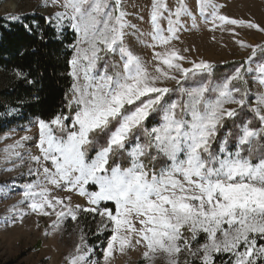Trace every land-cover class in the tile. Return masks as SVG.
Here are the masks:
<instances>
[{"label":"snow or ice","instance_id":"6c2138e0","mask_svg":"<svg viewBox=\"0 0 264 264\" xmlns=\"http://www.w3.org/2000/svg\"><path fill=\"white\" fill-rule=\"evenodd\" d=\"M63 7L71 13H56L57 22L69 18L71 27L81 34V43L87 44L78 47L70 61V75L77 82L69 107L74 103L76 110L70 116L38 120L40 155L31 159L39 167L30 169L36 181L24 186L20 203L28 202L31 212L39 215L54 214V228L65 218L77 221L81 214L100 217L97 233L110 231L102 261L89 259L93 249L81 230V243L76 255L68 258L69 264H110L115 251L123 254L136 245L144 246L146 261L160 253L166 264H217V258L225 254L229 259L224 264H264V154L253 159V145L257 139L264 140V127L253 128L251 121L238 125L235 151L228 149L227 136L218 151L212 150L225 121H234L240 114L225 104H236L240 110L246 106L247 91L233 84L243 81L241 69L218 85H181L182 80L211 75L214 68L203 60L184 67L181 62L187 58L166 48L177 38L182 16L195 20L185 0H178L174 10L165 0H152V31L147 35L153 43L147 46L166 50L154 51L157 63L151 72L125 43L126 29L136 26L127 20L122 0H65ZM198 8L206 19L211 15L214 26L219 21L264 32L255 23L219 14L213 0H198ZM161 19H167V29ZM240 43L252 49L248 62L258 50L264 53V45ZM101 52L118 53L122 70L113 64L112 71L106 66L98 72ZM257 70L264 85V64ZM167 80L176 81L178 89L160 86ZM177 90L187 99L169 102L166 97ZM213 92L214 99L210 98ZM258 103L264 106V96ZM252 111L264 125V107ZM153 114L161 122L146 128L144 122ZM141 130L146 137L143 143ZM245 146L248 155H243ZM124 156L127 166L116 163ZM161 158L166 163L156 168L154 162ZM49 161L51 168L42 163ZM48 185L76 192L87 205H73L70 196L53 195ZM9 190L7 185L0 188L5 196ZM201 234L202 244L198 242ZM182 253L192 261H181Z\"/></svg>","mask_w":264,"mask_h":264},{"label":"rangeland","instance_id":"374dc122","mask_svg":"<svg viewBox=\"0 0 264 264\" xmlns=\"http://www.w3.org/2000/svg\"><path fill=\"white\" fill-rule=\"evenodd\" d=\"M9 2L17 4L16 8L12 9ZM64 2L65 0H55V2L53 0H0V19H5L8 22H21L28 15H43L54 25L59 35L66 33L67 29L76 34V42L73 46L74 55H76V49L78 47L86 48L87 44L81 43V34L71 27L72 21L69 18L65 17L59 23L57 22L56 13L66 11L71 13V9L63 7ZM165 3L173 10L178 6V0H165ZM185 3L195 20L190 16H182L181 27L176 34L177 38L173 39L166 48L176 49L180 55L187 58L181 62L184 67H192L191 62L201 60L214 66L234 62H237V65L231 67L228 73L216 74L217 77L215 74L212 75V71L211 75L204 73L187 81L182 80L181 85L185 88H194L201 83L209 82L212 85H218L232 76L237 68H240L248 90V106L252 109L264 107L258 103L259 99L264 96V85L259 83L260 73L257 70L259 65L264 64V53L258 50L256 57L248 62L252 49L242 47L240 43L253 46L264 45V32L246 26L221 25L219 21L214 26L211 15H207V19L201 16L198 0H185ZM213 3L219 6L221 15L250 21L264 28V0H213ZM122 4L123 9L128 13L127 20L136 26L135 29H126L128 35L125 37V43L134 54L145 61L151 72L157 63L153 59L154 51L163 52L166 50L164 47L154 49L147 46L153 43L151 37L147 35L152 31L150 19L152 0H122ZM164 15L166 17L167 13ZM12 16H17L19 19H12ZM160 24L164 29H167V19H161ZM141 33L144 35L141 36ZM100 55L102 59L97 63L96 70L98 72L102 73L106 66L109 71H112L113 64L122 70V61L118 53L101 52ZM249 68L252 71H248ZM82 82L81 73L79 83ZM160 86L172 89L179 87L173 80L164 81ZM169 96V102L187 99L178 90L171 92ZM215 96L216 93H210V98L214 99ZM225 108L238 109L239 106L225 104ZM157 116L161 122V117ZM38 120L32 119L29 123L16 126L0 135V188L7 185L10 189L7 196L0 192V264H69L68 258L76 255V246L81 243V230L85 234L88 247L93 249V252L89 254V259L102 261L103 249L101 250V248H103V244L99 243L97 247H94L90 244L89 239L90 234L98 235L97 224L100 217L97 216L93 219L91 214H81L77 221H72L70 217L65 218L58 228H54L53 221L56 219L54 214L39 215L31 212L27 207L28 202L20 203L23 200L24 186L36 181V175L30 174V169L39 167L31 159L32 156L40 155ZM24 137H28V139L25 140ZM42 163L44 166L52 167L50 161ZM41 179L43 178L41 177ZM48 187L53 190V195L62 198L70 196L73 205H87L86 199L74 191L55 189L52 185H48ZM13 205L18 206L17 210L10 212L9 209ZM21 214H23L22 219H20ZM5 217H9V219L6 220ZM204 240V234H201L198 242L202 244ZM134 242L135 238H133ZM144 251L143 245L130 247L123 254L115 251L110 259V264H166L165 256L160 253L154 260L146 261L143 257ZM222 257L227 258L228 255L225 254ZM180 259L181 261L188 259L191 262L193 258L182 253ZM196 264H199V261H196Z\"/></svg>","mask_w":264,"mask_h":264},{"label":"trees","instance_id":"16d2710c","mask_svg":"<svg viewBox=\"0 0 264 264\" xmlns=\"http://www.w3.org/2000/svg\"><path fill=\"white\" fill-rule=\"evenodd\" d=\"M75 42L74 32L67 29L66 33L59 35L54 25L40 14L28 15L21 22L0 19V135L16 126L29 123L32 119L50 121L58 114L65 116L74 114L76 106L72 104L69 107V101L72 99L74 83L70 75V61L74 55ZM236 65L237 62L214 66L212 75L215 74L217 77L219 74L228 73L230 68ZM18 72L21 75L18 76ZM233 84L246 90L248 96L246 82L238 80ZM169 97L168 95L166 99H170ZM237 110L240 114L235 120H226L219 130L212 144L213 151L219 150L226 136L228 149L235 151L238 125L251 121L250 126L253 128L264 127L248 103L242 110L239 108ZM158 118L157 114L151 115L144 122V126L151 129L160 123ZM66 123L70 124V120ZM139 138L142 143L146 139L142 130ZM253 148L255 160L264 154V140L257 139ZM247 149L248 146H245L243 155H248ZM127 162L126 156L116 159V163L122 166H127ZM165 163L166 161L161 158L154 162V166L159 168ZM90 235L91 245L97 247L102 243L104 248L110 231L96 236ZM228 259L229 257H218L217 264H224Z\"/></svg>","mask_w":264,"mask_h":264},{"label":"bare ground","instance_id":"6f19581e","mask_svg":"<svg viewBox=\"0 0 264 264\" xmlns=\"http://www.w3.org/2000/svg\"><path fill=\"white\" fill-rule=\"evenodd\" d=\"M9 3H10V2H9ZM16 5H17V4L10 3V6L12 7V9H15V8H16Z\"/></svg>","mask_w":264,"mask_h":264}]
</instances>
